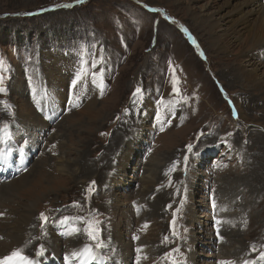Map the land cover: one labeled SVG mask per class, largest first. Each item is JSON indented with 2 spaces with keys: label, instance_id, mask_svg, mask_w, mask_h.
Here are the masks:
<instances>
[{
  "label": "rangeland",
  "instance_id": "1",
  "mask_svg": "<svg viewBox=\"0 0 264 264\" xmlns=\"http://www.w3.org/2000/svg\"><path fill=\"white\" fill-rule=\"evenodd\" d=\"M247 1L0 0V209L12 213L1 254L27 225L26 256L69 264L55 249L71 234L94 246L93 222L111 264H125L115 231L132 242L129 264H215L218 216L231 256L264 264V127L240 117L239 102L251 118L264 113L228 76L246 37L248 51L264 45L263 16L242 37L233 28Z\"/></svg>",
  "mask_w": 264,
  "mask_h": 264
},
{
  "label": "bare ground",
  "instance_id": "2",
  "mask_svg": "<svg viewBox=\"0 0 264 264\" xmlns=\"http://www.w3.org/2000/svg\"><path fill=\"white\" fill-rule=\"evenodd\" d=\"M234 16L237 17L240 20H239V22L234 23V27L233 28L238 33L237 37H239V36L242 37L246 33V31L249 28V26L251 24V21L253 19H255L258 16H263L264 17V0H248L244 5H241V6H239L236 9V11L234 13ZM207 22H208L209 26L212 27L211 29L215 28L216 22L215 23H211V19H209V18H207ZM228 32H226L225 35L228 34ZM210 38H211V40H214L213 44H216V45L220 46L221 41H218L213 36H211ZM249 44H250V40H248L247 37H246L245 40L242 41V43H240L238 46L235 47V48H238V50H240V52H241V54H240L241 56H239V57H241V63L240 64H236L237 66L234 69L235 62L239 60L238 55H235L234 57H235L236 60L234 61V63L231 62L228 65V67H229L228 68V70H229L228 71V73H229L228 76L230 78H234L236 82L240 83L243 86V88L245 89L246 93H248V94L250 93L247 90L246 86L247 87L250 86V88L253 91H255V96L254 97H256V96L257 97L254 98V106H255L256 110L259 111V113L260 112L264 113V73L260 72V70H259V68L257 66V63L254 60L255 56H257V55L261 56L260 52L264 56V45H262L259 48L256 47V46H253V49L248 51V50H246V48H247V46H250ZM235 101H238V100L235 99ZM173 106H175V105L173 104ZM238 109H239L238 114H240V117H242L246 122L256 123V124L264 127V122H262L261 119L251 118L249 116V114H250V111H252V110L245 111L244 107L242 105H240V102H239ZM247 113H249V114L247 115ZM255 120H257V121H255ZM128 162H129L128 155L127 156L126 155H122L120 157V163H119L118 166H116V174L113 173L111 179H109L110 180V184L112 182V184H111L112 187H113V184L115 182H118L117 178L123 175V171H124L126 165L128 164ZM134 170H135V168H134ZM109 180H107V181H109ZM142 181H143V184H144L143 188L146 189L147 185L153 182V177H151L149 175V173H148V174L145 175L144 178H142ZM111 189H113V188H111ZM143 192H145V190H143ZM34 193H35V191H34ZM113 195H114L115 200H116V202H114L115 204L111 205L113 211L117 212V213H119V212L123 213L122 206H124V205L120 203V202H123L122 198H119V197L116 198L115 194H113ZM127 211H128V209H127ZM0 213H3V215L0 216V220H3L5 218H7V216L10 217L12 215V213L10 211H7L6 209H3V208L0 209ZM217 221H220V218L218 216H217ZM26 222H27V220H26ZM61 224L67 226L66 223H60L59 225H61ZM216 230H217V233H218L217 236L219 238L218 239L219 242H222V243L224 242V243L222 244V247H221L222 252H219V257H218L219 260H216L215 264H218V262L221 261V260L233 261L234 264H247V262H238L239 258L236 255L231 256L233 254L231 250L227 251V248H226L227 245H224L228 241L226 239L227 234H225L223 232V227L221 226V223L217 224V229ZM26 234H27V225L17 228L16 233L12 234L13 241L16 242V245L13 246L10 249L11 251H9L6 254H1V252H0V259H3V257L9 255L15 249H22V254L26 256L27 253L24 252V250L26 251V249L24 248V244L26 242ZM220 237H223V239L221 240ZM112 238H113L112 240L117 243V245H114V246H118L119 245L121 247V249H123V252H122V254H120V258L119 259H122V261L125 262V264H129L130 263V259H131L132 254H133L132 242L127 240L126 237L123 234H121V232H119V231H115L112 234ZM77 241H79L77 236L75 234H71V237L68 240L67 245L65 246V248L62 250L61 246H58L55 249V253L59 254L61 251H63L64 254L67 255V259H70L69 260V264H81V257H77V256H73L72 255L73 252L80 251L84 247V246H82V248H80L81 246L79 247L80 244H79V242L76 243ZM84 243H86V242H84ZM144 250L147 251L148 248L146 246H144ZM97 254L99 255V252H97ZM240 254L241 253H239L238 255H240ZM44 255L45 254H43L41 256H44ZM100 256H102V255H100ZM226 256H227V259H226ZM33 258H34V256L31 254L29 256V259L34 261L35 264H38L37 263L38 259L33 260ZM104 260L106 262H108L109 264L112 263L111 261H107L106 258ZM98 261H100V260H98ZM99 264H101V262ZM185 264H188V263L186 262Z\"/></svg>",
  "mask_w": 264,
  "mask_h": 264
},
{
  "label": "snow or ice",
  "instance_id": "3",
  "mask_svg": "<svg viewBox=\"0 0 264 264\" xmlns=\"http://www.w3.org/2000/svg\"><path fill=\"white\" fill-rule=\"evenodd\" d=\"M76 2L82 3L83 0H76ZM60 6L69 7L70 5H57V7H60ZM193 42L195 43V41ZM2 83H3V77H0V85H2ZM73 83H75V81ZM4 91H6V89L3 87H0V92H4ZM140 91L141 89L137 88L136 92L133 95H137L138 93H140ZM174 91H178V90L174 87ZM4 128H7V124L4 125ZM0 130H3V129H0ZM161 130L163 131V128H161ZM191 148L192 146L188 145L189 151H191ZM185 162L187 163V157H185ZM92 184H95V181H93ZM181 203H183V201H181ZM213 207H216L214 200H213ZM2 215L3 213H0V216ZM41 219H44V220L47 219L43 213H41ZM68 219H69L68 217L64 218L65 221H67ZM95 223H98V222H95ZM219 223L220 221H217V224ZM73 231L78 232L79 229L74 228ZM86 232L88 236L90 237V239L95 242L94 246L86 244L82 250L75 251L72 253V255L81 257V264H94V262H96L97 260L105 259L104 257L99 256L96 252V249H101L105 245L103 241L99 239V235H98L99 230L95 227V224L93 222H89ZM220 239L222 240L223 237H220ZM42 251H43V247L41 246V252ZM136 251L137 253H140L142 250L138 248ZM176 251H178V249H173L172 252L166 253L165 255L168 257H171L173 253ZM41 252H37V255H40ZM140 259L141 257L137 255L136 264H140ZM259 259L264 260V252L260 253ZM0 264H35V262L30 260L29 257L23 255L22 249H15L9 255L3 257V259H0ZM172 264H178V262L173 259ZM218 264H234V262L227 261V260H221L218 262Z\"/></svg>",
  "mask_w": 264,
  "mask_h": 264
}]
</instances>
